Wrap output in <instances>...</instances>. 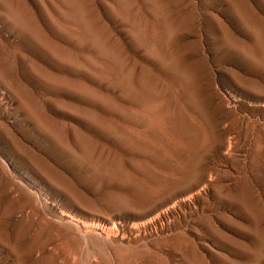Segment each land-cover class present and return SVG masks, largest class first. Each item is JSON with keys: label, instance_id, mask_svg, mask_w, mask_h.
I'll use <instances>...</instances> for the list:
<instances>
[{"label": "rangeland", "instance_id": "rangeland-1", "mask_svg": "<svg viewBox=\"0 0 264 264\" xmlns=\"http://www.w3.org/2000/svg\"><path fill=\"white\" fill-rule=\"evenodd\" d=\"M0 264H264V0H0Z\"/></svg>", "mask_w": 264, "mask_h": 264}, {"label": "bare ground", "instance_id": "bare-ground-1", "mask_svg": "<svg viewBox=\"0 0 264 264\" xmlns=\"http://www.w3.org/2000/svg\"><path fill=\"white\" fill-rule=\"evenodd\" d=\"M71 217V216H70ZM69 217V218H70ZM76 217V216H75ZM78 217V216H77ZM68 218V217H67ZM68 218V219H69ZM71 220L73 221V223H75V225L77 226V227H80L81 225H83L79 220H77V219H75V218H71ZM88 225V224H87ZM89 226V225H88ZM94 226V225H93ZM100 226V225H99ZM83 227V226H82ZM82 229V228H81ZM92 231H94V232H96V233H100V234H104V232H107L106 230L103 232L102 230H100V228L98 229V228H93V230ZM108 234V233H107ZM109 236H110V234H109Z\"/></svg>", "mask_w": 264, "mask_h": 264}]
</instances>
